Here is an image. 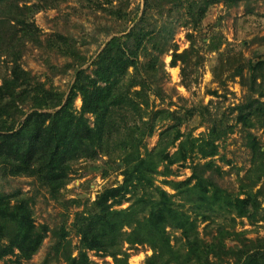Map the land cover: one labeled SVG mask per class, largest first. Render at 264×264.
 Returning a JSON list of instances; mask_svg holds the SVG:
<instances>
[{
  "label": "rangeland",
  "instance_id": "rangeland-1",
  "mask_svg": "<svg viewBox=\"0 0 264 264\" xmlns=\"http://www.w3.org/2000/svg\"><path fill=\"white\" fill-rule=\"evenodd\" d=\"M142 16L145 22L140 23ZM33 19L39 42L17 43L10 49L32 78L28 88L32 94L18 99L17 111L13 110V117L2 121L0 128L16 127L34 111L37 103L31 96L35 91L38 97L42 90L52 92L64 102L76 74L85 71L92 76L94 62L111 38L128 34L138 24L151 34L137 52L139 76L149 87L136 95L140 88H130L136 74L129 69L124 89L118 93L129 88L141 110L116 109L111 135L100 148L94 147L93 155L71 164L68 183L56 197L37 177L12 176L0 163V195L12 204L26 203L37 230L46 231L31 258H19L16 251V255L0 259V264H69L67 256L78 257L80 216L93 213L97 197L123 182V143L143 136L141 153L152 152L159 135L166 131L168 137L176 126L184 138L188 135L198 140L197 145L213 144L215 155L202 158L194 154L171 166L161 163L153 177L154 187L166 192L174 207L196 222L199 238L214 243L211 261L240 264L245 251L264 252V177L254 166L250 149V144H256L264 154V118L257 104L264 106V67L258 68L264 62V0H56ZM7 31L0 26V77L9 69L5 56L8 42L3 35ZM174 54L182 56L174 60ZM81 106L77 95L72 110L80 115ZM241 114L248 116L252 125L240 120ZM85 117L93 123L91 115ZM143 123L149 127L145 129ZM178 142L168 149L171 154ZM193 166L231 197L249 195V215L238 218L234 212L197 210L190 192L196 182ZM145 194L147 191H140L137 198ZM129 205L123 202L114 208ZM166 231L176 256L185 258L187 247L181 231L171 227ZM117 245L127 254V264H146L152 255L147 245ZM87 255L92 264H115L101 251H88Z\"/></svg>",
  "mask_w": 264,
  "mask_h": 264
},
{
  "label": "trees",
  "instance_id": "trees-1",
  "mask_svg": "<svg viewBox=\"0 0 264 264\" xmlns=\"http://www.w3.org/2000/svg\"><path fill=\"white\" fill-rule=\"evenodd\" d=\"M55 2L0 0V26L8 30V34L3 35L8 42L5 56L9 65L7 75L0 77V123L13 117L12 111H17L20 105L17 103H21L18 99L32 94L31 90L28 91L32 78L20 67L19 56L10 51L17 43L39 42V30L33 18L39 11L51 8ZM143 22L145 16L140 19V23ZM150 38L151 34L144 31L143 26L140 28L139 24L128 34L111 38L94 62L96 69L93 75L89 76L85 71L78 72L64 102L62 97L52 92L41 89V97H38V92L33 91L31 99L37 103L34 111L27 114L16 127L0 128V163L4 164V171H9L12 176H35L51 196L56 197L68 183L71 164L93 155L94 147L100 148L106 136L111 135L116 109L141 110L140 105L132 99L129 88L124 94L118 92L124 87L130 68L136 74L130 82V88H140L135 94L140 95L149 87L148 82L139 76L140 56L137 52L144 41ZM1 39L0 36V42ZM165 50L163 45L161 51ZM181 56L174 54L173 57L175 60ZM259 67L262 69L264 62L258 64ZM77 95L82 101L80 115L72 110ZM257 104L264 118V106L258 101ZM85 115L93 117L92 124ZM247 117L241 114L239 119L246 124L250 121ZM143 125L145 129L149 127L148 123ZM131 131V135H135V131ZM165 132L159 135L157 147L152 152L144 150L145 153H141L143 136L123 143V182L97 197L93 203V213L80 216L81 220L77 224L80 250L78 257L67 256L69 264H92L87 252L94 250L111 257L115 264H127V254L117 245L118 242L149 246L152 255L147 258L146 264H218L210 260L215 257L214 243H205L199 238L196 222L186 212L175 208L166 192L153 185V177L161 163L171 166L187 161L194 154H200L202 158L213 157L214 145L205 143V146L204 142L197 145L198 140L188 135L184 138L178 126L168 136L170 138L165 137ZM177 142V150L171 154L168 149ZM250 149L253 164L264 177V154L260 153L256 144H250ZM191 170L192 179L196 182L190 192L197 210L208 213L234 212L238 218L249 215V195L233 198L198 174L197 166ZM140 191H147V194L137 198ZM123 202L130 205L120 210L114 208ZM207 217L204 216V219ZM125 227L129 228L128 233L123 232ZM168 227L181 231L187 247L185 258L177 257L173 251L166 231ZM45 232H39L35 227L26 203L17 201L12 204L11 199L0 195V259L16 255V251L19 258H31L39 249ZM119 256H122V260ZM240 264H264V252L247 250Z\"/></svg>",
  "mask_w": 264,
  "mask_h": 264
}]
</instances>
